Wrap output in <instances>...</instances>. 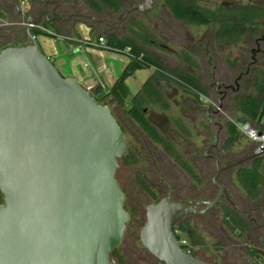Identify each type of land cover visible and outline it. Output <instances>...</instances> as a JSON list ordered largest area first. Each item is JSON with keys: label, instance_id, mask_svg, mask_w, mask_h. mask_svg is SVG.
<instances>
[{"label": "water", "instance_id": "95a60500", "mask_svg": "<svg viewBox=\"0 0 264 264\" xmlns=\"http://www.w3.org/2000/svg\"><path fill=\"white\" fill-rule=\"evenodd\" d=\"M153 6L148 0L143 12ZM38 24L30 22L31 45L0 52V264H113L130 220L116 177L127 139L101 96L65 77L41 51ZM222 111L208 106L217 136L223 125L211 112ZM217 187L204 212L226 192ZM191 212L167 200L147 209L141 238L160 262L216 264L188 255L173 232Z\"/></svg>", "mask_w": 264, "mask_h": 264}, {"label": "flooded vegetation", "instance_id": "af4514ba", "mask_svg": "<svg viewBox=\"0 0 264 264\" xmlns=\"http://www.w3.org/2000/svg\"><path fill=\"white\" fill-rule=\"evenodd\" d=\"M147 1L148 0H119L121 3L119 9L103 7L101 10H96L91 0H0V52L9 48L31 45L32 43L29 36L31 21L39 23L33 28V34L36 38L39 34H49L52 35L61 46L69 45L70 48L74 46L75 48L70 55V58L73 57V59H76V57L80 58V55L84 52V48L88 47L84 44V40L81 39V34L84 31H87L94 39L102 35L106 40L117 38L120 40L129 39L137 43H142L143 40L141 37L144 38L145 31H147L145 29L147 26L143 24V21L154 23L155 19L157 21L161 19L157 0H154L153 9L149 13L145 14L143 12V4L147 3ZM248 1H250V3L243 0H233L231 5L223 6H253L251 5L253 1ZM154 16L157 18H154ZM259 38H264L262 32L256 37L255 46L257 51L261 55H264V40L258 42L257 40ZM207 44L208 43L188 45L187 42H185L183 47L190 48L195 51L194 53L197 56L202 57L203 46L206 47ZM161 47L167 49V47L162 44ZM54 61L59 64L58 59ZM128 61L129 63L131 62L130 59ZM55 62L53 63L55 64ZM212 62V56L208 55V63L212 65ZM243 64L246 66L244 68L245 70L243 69L232 83H228L226 80L227 72L222 75H217L213 67L212 77L210 78L213 82L212 85L216 82L218 86L223 88L221 92L222 98L218 100V105L215 106L216 108L222 105L224 111L228 107V102L232 104L231 95L238 94L242 90L241 81L250 74L249 70L252 67L258 66V61L252 57L251 61L243 60ZM192 72L193 71H190V73ZM173 82L175 83V81ZM157 83L162 87L163 83L161 81ZM81 84L84 86V83L81 82ZM84 87L95 97L101 96L98 101L103 100L102 102L104 104L109 105L110 108L113 107V101L116 100L110 96L109 90L98 91L99 89ZM141 90L142 88L131 100L132 106L129 112H127V118L130 120L129 125H134L140 129L145 141L140 134H136L138 137H142L140 138L142 141L140 145H142L143 151L137 147H135L133 151H129L130 149L127 143L126 155L121 161V163L125 162L127 166L129 165V167L136 168L137 170L134 174L128 171V174L123 176L129 183L130 194L127 193L123 184L118 179V171L122 170L121 165L120 169L117 171V180L125 194L124 207L126 211L129 210L131 213L127 211L130 215L127 231L121 245L111 255L112 263L164 264L144 246L141 234L143 228L147 224V209L150 206L159 204L163 200H167L170 203L183 202L186 207L192 209V212L184 216L173 229L184 252L188 253L191 257L216 264H264L263 203H258V200L250 201L245 195H242V198L238 200L234 190L231 188L234 183L231 175L236 173L242 165L250 161H245L241 166L239 165L237 167H233V165L241 160L250 158L251 153L249 150L245 153L246 158L241 160H236L232 158V156L224 154L223 147L219 145L221 142L220 137L223 130L222 128L218 136L217 132L214 135V143L210 144L208 153L205 154V157L210 158V160L214 162V168H216V175L213 176L212 181L207 179L209 161L205 160L202 162L199 152L201 149L199 150V147L195 145L194 147L198 153L196 155L191 154L192 159H190V162L186 161L194 169L197 177L192 178L179 166L178 168L180 171L183 174L187 173L189 177L185 176L184 182L181 181L180 174H178L177 167L175 166L176 162L174 158L173 163H171V161H165V156L167 158L171 156L164 151L162 145L157 143L162 149V153H159L154 146L155 142L147 136L141 128L140 123L132 116L135 102H138L135 99ZM229 93L232 94L229 95ZM148 98L154 103L162 105L160 102H155L151 97ZM106 99L108 103H105ZM117 103L120 104V102L116 101V104ZM205 108L206 106L202 97L200 100L194 97L192 109L195 111L197 119L201 117L202 114L204 115ZM140 111L141 115L156 128L161 135L166 137L174 147L177 146L174 139L164 134L165 129L161 128L162 126H159L160 124H155L147 116V109H140ZM204 116L205 118H210L207 109ZM212 116L215 121L218 120L217 122L220 123L222 116ZM116 120L118 121L117 118ZM118 123L125 134L123 125L119 121ZM212 123L214 126L219 127L214 122ZM131 125L130 127L132 128ZM180 126L183 127V124L181 123ZM133 129L135 128L133 127ZM201 136H203V145H207V141L209 140L207 134H202ZM144 154L149 155V159L144 161L145 167L143 169L140 168L139 164ZM219 170H221V173L215 180ZM144 172H146V174H144ZM190 177L193 181H187ZM217 185L225 188L226 192L223 194L218 204L211 210L204 212L208 208V203L214 201L220 194V189ZM0 199H3L4 203V196L1 192ZM222 205H228V207L231 208L230 210L234 211L235 214L227 216L225 209H222ZM238 217L246 222L247 227L239 226L236 223ZM216 225L220 226L217 237L223 243L221 247L224 248L222 251L218 252V257L216 259L212 258L211 260H207L203 254L197 255L193 249L196 247L200 250L199 252H204V254L207 252L202 231H206L209 226L214 227ZM229 230L234 231V234L239 238L233 239L230 236ZM183 233L185 239H182ZM197 237L201 240L200 244H196L193 240V238L197 239ZM183 242L185 243L183 244Z\"/></svg>", "mask_w": 264, "mask_h": 264}, {"label": "rangeland", "instance_id": "374dc122", "mask_svg": "<svg viewBox=\"0 0 264 264\" xmlns=\"http://www.w3.org/2000/svg\"><path fill=\"white\" fill-rule=\"evenodd\" d=\"M198 4L204 8L209 10H215L223 5H231L233 0H197ZM245 2L250 3L248 0H243ZM253 3L251 5L254 6H264V0H252ZM158 2V9L160 10L161 19L157 21L155 19L154 23H149L143 21L145 24V29L147 32L144 34L145 40H140L142 43H139L144 49H146L149 53H151L157 60H159L167 69L169 70H185V71H193L197 77V79L204 85L205 89L210 94L207 98H209L212 103L205 104L206 108L204 111V115L206 109L208 111V106L210 104L217 106L218 100L222 98V90L221 86L215 82L212 85V77L213 67L217 75H222L223 73L227 72L226 80L228 83H232L239 73L246 67L243 64V60L251 61V58L254 57L258 61L257 67H252L249 72L250 74L245 77L241 81L242 90L238 93L240 95H250L254 97H259V94L255 88V84L262 81L264 83V55H261L255 46L256 37L252 34H247L244 38H242L237 43H218L215 41V26H195L185 23H178L173 16L171 15L170 11L165 7L163 0H157ZM153 18V17H152ZM154 18H157L154 16ZM261 32L264 35V24L260 26ZM102 36V35H101ZM253 37V38H252ZM186 38V40H185ZM41 51L48 55L50 52L53 51L55 47L56 39L53 38L52 35L49 34H39L37 37ZM61 42V41H58ZM187 42L188 45L193 44H207V46H203V53L202 57L197 56L190 48L183 47V44ZM161 44L167 49L162 48ZM57 47L60 51V56L57 58H62L67 61L68 64L74 61L73 57L70 58L67 54L63 53L61 44L57 43ZM255 51V52H254ZM114 55L118 57H125L126 55L123 53H116L113 52ZM208 55H211L213 58L212 65L208 63ZM186 57H190L194 62V65L189 64L186 62ZM75 58V57H74ZM53 62L54 59H52ZM79 63H83L84 65L88 62L84 55H80V58L76 57V60ZM232 63L235 64L236 69H231ZM58 69L60 68L58 62H55ZM117 66L118 74L121 75L120 71V63H115ZM151 69H144V70H137L134 76L139 80V82H146L149 77ZM245 70V69H244ZM62 71V70H60ZM153 71V70H152ZM155 81H161L162 87L160 88L158 85V89L162 95L163 101L166 103V107L161 104H156L152 100H150L147 96H143L141 98L139 107L140 109H147V116L155 123L160 124L161 128L165 129L166 135L170 136L176 142V147L183 155V157L190 162L192 159V155H196L198 151H196L194 145L201 149V160L204 162L205 160L208 162V173L207 179L212 181L213 176L216 175V168H214V162L210 160V158L205 157V154L208 153V149L210 144L214 143V135L218 131L219 127L214 126L211 122L210 118H205L202 114L201 117L197 119L195 111L192 109L194 104V97L185 93L181 87L175 82L158 73L152 72ZM63 74V72H62ZM133 79L130 80V86L132 90H136V81ZM105 89V88H104ZM139 89V88H138ZM103 90L99 89L98 91ZM108 91V89L106 90ZM96 93V91H95ZM135 92H131L128 99L124 101V103L116 104V101H113V107H111L112 113L118 119L119 122L123 125L125 130V135L127 138V143L129 147V151H133L135 147L139 148L143 151L141 144V139H145L142 136L140 129L136 126L129 125L130 120H128L129 109L132 106L131 100L136 95ZM232 93H229V95ZM234 96L233 94L231 95ZM105 101V100H104ZM105 103H108L106 99ZM230 102H228V107L222 113V119L220 123L223 124V130L221 133L219 143L220 146L223 147V141L227 135V124L226 122L233 121H243L242 115L240 112L234 107ZM101 104H104L101 102ZM203 113V111H202ZM213 115V113L211 114ZM218 121V120H217ZM183 124V127L180 124ZM232 123V122H231ZM133 127L135 129H133ZM162 130V129H160ZM136 131V132H135ZM163 132V131H162ZM136 134H140L141 136L138 137ZM202 134H207V138L209 139L207 145H203V136ZM145 141V140H144ZM157 148L159 153H162L161 146L157 143L154 144ZM253 148L254 145L251 144L248 139L244 136L239 134L237 136L236 143L229 148V150H223L224 154L228 156H232V158L236 160H241L246 158V151L249 150L251 156L253 155ZM189 152V153H187ZM192 154V155H191ZM149 155L144 154V156L140 159V168L145 167V162L149 158ZM165 161H171L173 163V158L171 157H164ZM250 162H247L245 165H248ZM122 171L118 172V179L123 184L124 189L130 194V187L129 183L125 180L123 176L128 174V171L134 174L137 172L136 168L127 166L125 162H120ZM177 172L180 174V180L184 182L185 176L187 173H182L178 168L179 165L176 163ZM264 171V170H263ZM146 174V172H144ZM233 186L231 187L234 190L235 195L238 197V200L242 198L244 195V191L238 184V180L236 177V173L231 175ZM189 178V177H188ZM193 178V177H192ZM191 179V177H190ZM187 179V181H193L192 179ZM127 203V202H126ZM258 203H263L264 206V189L263 195ZM3 204V199H0V205ZM126 206V205H125ZM264 208V207H263ZM222 209H231L228 205H222ZM130 212L129 210H127ZM131 213V212H130ZM136 216V215H135ZM220 231V226L216 225L214 227H208L206 231H202V235L205 240V248L207 252H199L200 250L196 247L193 251L196 252L197 255L203 254L207 260H211L212 258L216 259L218 257V252L222 251L224 247L222 246V242L217 237ZM230 236L233 239H238L234 234V231L229 230ZM182 239H185L184 233Z\"/></svg>", "mask_w": 264, "mask_h": 264}, {"label": "trees", "instance_id": "16d2710c", "mask_svg": "<svg viewBox=\"0 0 264 264\" xmlns=\"http://www.w3.org/2000/svg\"><path fill=\"white\" fill-rule=\"evenodd\" d=\"M163 2L178 22L195 26H215V41L218 43H237L249 33L254 37H258L261 33L260 26L264 24V6H222L215 10H209L200 6L197 0H163ZM91 3L96 10H101L103 7L119 9L121 6L119 0H91ZM141 39L145 40L143 37ZM107 48V51L125 54L131 61L115 84L109 89L110 96L117 102L124 103L130 96L131 91L126 84V80L137 70L144 69H153L156 73L172 79L185 93L199 100L201 97L210 95L194 74L185 70L167 69L134 40L107 39ZM185 60L194 65V61L190 57H186ZM231 67V69H236L234 63ZM255 88L259 97L235 94L231 101L232 105L242 115L243 121L241 122H251L262 128L264 127V83L262 81L256 83ZM144 95L166 107L154 78L151 77L142 86V90L135 99L138 102H135L132 116L140 123L141 128L151 140L162 145L164 151L174 158L175 162L191 177H197L196 172L180 151L141 115L139 104ZM102 101H99V103L101 104ZM226 124L228 127L226 138L223 141V150L227 151L236 143L237 136L240 133L231 122H226ZM251 157V160H248L250 161L248 165L244 164L237 170L236 177L239 186L244 191V195L250 201H257L261 199L264 189V174L261 173L264 156ZM234 214V211L226 209L227 216ZM236 223L239 226L247 227L246 222L240 217H238ZM193 240L196 244L201 243L199 237L197 239L193 238Z\"/></svg>", "mask_w": 264, "mask_h": 264}, {"label": "crops", "instance_id": "0c3cea01", "mask_svg": "<svg viewBox=\"0 0 264 264\" xmlns=\"http://www.w3.org/2000/svg\"><path fill=\"white\" fill-rule=\"evenodd\" d=\"M215 36V33H214ZM92 37L87 31H84L81 34V39L84 40L86 38ZM93 38V37H92ZM57 41L55 43V47L53 48V51L50 52L47 56L52 59H58L59 60V70H62L63 75L66 77H72L79 81L80 83H84V86L88 88H95V89H103L101 91L109 90L115 82L118 80V78L121 76L118 74L117 66L115 63H120V71L121 74L125 71L127 65L129 64V58L126 56L124 57H118L117 55H114L112 51L102 50L99 48H94L92 46H88L84 48L83 55L87 59V63L84 65L83 63H79L75 61L70 62V64L67 63L66 60L62 58H57L60 56L59 48L57 47ZM74 46L72 48L69 47V45H63L62 50L64 54H67L70 56L72 54V51L74 50ZM151 69L149 78L153 77L152 72L155 73V70ZM136 72L129 77L126 80V84L128 85L131 92L138 93L139 90L142 88V86L148 81L142 83L139 82L137 78H135ZM135 75V76H134ZM136 81V90H132L130 86V80L133 79ZM155 81V79H154ZM156 86L158 85L157 81H155ZM159 86V85H158ZM160 87V86H159ZM105 88V89H104ZM139 88V89H138ZM158 88V87H157ZM161 88V87H160ZM159 90V89H158ZM204 102V101H203ZM205 103V102H204ZM264 163L261 167V173L264 174Z\"/></svg>", "mask_w": 264, "mask_h": 264}, {"label": "built area", "instance_id": "2783aa9c", "mask_svg": "<svg viewBox=\"0 0 264 264\" xmlns=\"http://www.w3.org/2000/svg\"><path fill=\"white\" fill-rule=\"evenodd\" d=\"M84 44L102 50L108 49L107 40L104 36H99L96 39L92 37L86 38L84 39ZM202 99L206 104L212 103V101L207 97H202ZM231 122L235 125L239 133L254 145L253 156H264V127L261 128L252 124L251 122H241L233 120H231ZM184 243L185 242H183V244Z\"/></svg>", "mask_w": 264, "mask_h": 264}]
</instances>
